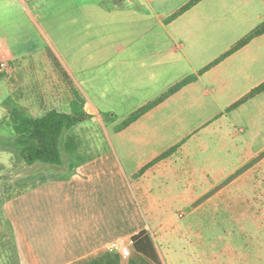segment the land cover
Returning a JSON list of instances; mask_svg holds the SVG:
<instances>
[{
	"label": "rangeland",
	"instance_id": "obj_1",
	"mask_svg": "<svg viewBox=\"0 0 264 264\" xmlns=\"http://www.w3.org/2000/svg\"><path fill=\"white\" fill-rule=\"evenodd\" d=\"M190 1L136 0L140 7L137 11L143 13L142 18L147 22L141 28L133 24L131 17L123 20L106 14L115 3L124 0H9L7 10H0V65L9 63L12 68L31 55L45 56L47 50H52L63 64L75 60L80 53L86 54L78 34L70 33V28L76 26V13L81 12L74 8L78 2L89 3L91 7L105 5L101 11L94 9L99 22L89 20L93 26L100 23L103 30L97 33L91 28L86 35L88 51L97 50L110 33L147 32L160 38L174 35L186 45V55L200 69L264 22V0H205L167 25L166 19ZM126 6L132 7L128 3ZM259 63L263 64L264 59ZM259 63L254 68L246 67L239 59L226 63L217 76L221 81L232 79L230 85L216 81L209 74L196 88L186 91L181 101L168 106L167 112L175 110L184 114L185 120L178 124L184 123L188 130L198 131L199 139L189 145L186 155H176L151 177L153 205L170 207L153 218L154 223L132 180L133 172L125 168L129 181L134 183L139 218L144 225L151 226L165 264H264V151L254 157L264 150V95L234 112H227L228 107L264 81V67ZM176 64L178 72H189L188 61ZM173 66L171 63L170 70ZM1 76H8V69L0 71ZM78 85L84 91L79 80ZM3 98L0 90V100ZM110 107L117 110L116 105ZM117 111L115 125L129 116L126 111ZM109 115L102 111V119L88 118L69 133L78 151L70 158L61 149L65 168L71 159L75 164L82 163L88 159V151L97 155L101 148L115 144ZM205 122L210 123L206 129L202 128ZM16 138L11 123L3 120L0 124V264H20L17 253L21 236L18 218L13 213L16 195L32 183L67 173L53 165H27L16 146ZM248 158L252 159L235 172L227 188L218 187L216 199L190 204L194 196L192 186L180 173L188 164L215 172L220 167L236 169ZM162 223L166 226L156 232Z\"/></svg>",
	"mask_w": 264,
	"mask_h": 264
},
{
	"label": "crops",
	"instance_id": "obj_2",
	"mask_svg": "<svg viewBox=\"0 0 264 264\" xmlns=\"http://www.w3.org/2000/svg\"><path fill=\"white\" fill-rule=\"evenodd\" d=\"M8 3L9 0H0L1 12L7 10ZM127 3L132 7L128 8ZM104 7V4L91 7L89 3H76L74 8L81 12L76 13V26L70 28V33L78 34L86 54L76 55L75 60H67L63 66L86 101L85 110L90 118L102 119V111L110 114L115 144L101 148L102 151L98 150L97 155L88 151V159L74 169L70 167L71 162L68 168H65V161L62 166L53 165L67 173L63 176L51 175L38 183H32L16 195L13 213L18 218L21 236L17 253L20 264H155L138 253L132 242V238L142 231H147L154 242L156 240L151 226L144 225L139 218L133 184L137 186L154 223L153 218L170 207L153 205L151 177L176 155H186L189 145L199 139L198 131L188 130L184 123L178 124L185 120L184 114L175 110L167 112L168 106L181 101L186 91L196 88L198 82L209 74H213L216 81L228 82L230 85L232 79L221 81L217 76L226 63L228 65L239 59L247 64L246 67L254 68L264 59V35L203 75H200L203 68H198L190 60L184 51L186 45L174 35L160 38L147 32L110 33L97 50L88 51L86 35L91 28L97 33L103 30L100 23L93 26L89 20L99 22L94 9L101 11ZM139 8L136 0H124L123 3H115L106 14L122 17L123 20L131 17L135 26L138 24L143 28L147 22L142 18L143 13L137 11ZM167 20L166 24H171ZM185 61L189 62V72H178L176 63ZM171 63L174 69L170 70ZM7 65L10 66L8 76L0 77V90L4 94L0 100V124L5 119L10 122L9 106L22 108L33 118H41L51 110L71 114L75 95L47 52L45 56L37 58L31 55L12 68L11 64ZM261 67H264V63ZM190 76H197V79L137 122L120 132L116 131L119 124L115 125V112L118 114V109L130 116ZM78 80L81 88L83 84L84 91L80 89ZM110 105H116L117 110L111 109ZM209 124L205 122L202 128H208ZM176 146L179 148L172 156L148 169L141 177L135 176L157 157ZM252 158L244 159L236 169L220 167L215 172L198 168L194 163L188 164L180 173L192 186L194 196L190 204L216 199L218 187L225 185L227 188L235 172ZM125 168L133 172L131 176L134 183L129 181ZM165 226L160 224L156 232H161ZM114 243H123L129 248L130 255L111 250L110 246ZM157 252L162 264H165L158 248Z\"/></svg>",
	"mask_w": 264,
	"mask_h": 264
},
{
	"label": "trees",
	"instance_id": "obj_3",
	"mask_svg": "<svg viewBox=\"0 0 264 264\" xmlns=\"http://www.w3.org/2000/svg\"><path fill=\"white\" fill-rule=\"evenodd\" d=\"M203 1L204 0H191L189 3L175 12L172 16H170L167 21L172 22L178 19ZM262 35H264V22L257 26L248 36L235 44L228 52L203 68L200 71V75H203L212 68L216 67L226 58L244 48L249 43H251V41ZM47 54L51 59L53 65L63 77L64 81L73 91L75 100L72 102L71 114L61 113L57 110H51L41 118H33L29 116L24 109L17 106L8 107L11 127L17 136L15 141L16 146L18 147L24 162L30 166H33L36 163L62 166L64 164V160L61 154L62 148L70 158H72L78 151L77 147H75L74 137L69 133H71L78 125L90 118V115L85 110L86 101L76 89L72 78L65 70L61 60L52 50H47ZM196 79L197 76H190L186 78L181 83L169 89L158 99L149 102L145 106L133 112L130 116H128V118H126L116 127V131L120 132L133 123L137 122L148 112L165 102L175 93L180 91L188 84L194 82ZM263 93L264 82L258 87L251 90L244 97L236 101L230 107H228L227 112H233L237 110L242 105L248 103L249 101L255 99ZM66 133L68 134L66 135ZM178 148L179 146H176L163 153L149 165L145 166L143 169L137 172L135 176L141 177L148 171V169L172 156ZM71 160L70 167L71 169H74L75 167H77V165H79V163L75 164ZM132 242L138 253L147 257L155 264H162L157 252L155 242L147 231H142L138 235L134 236L132 238Z\"/></svg>",
	"mask_w": 264,
	"mask_h": 264
},
{
	"label": "built area",
	"instance_id": "obj_4",
	"mask_svg": "<svg viewBox=\"0 0 264 264\" xmlns=\"http://www.w3.org/2000/svg\"><path fill=\"white\" fill-rule=\"evenodd\" d=\"M10 66L5 64V63H1L0 65V71H4L6 69L9 70ZM111 250H116V251H120L122 252L123 255L125 256H129L130 255V250L128 247H126L123 243H114L110 246Z\"/></svg>",
	"mask_w": 264,
	"mask_h": 264
}]
</instances>
